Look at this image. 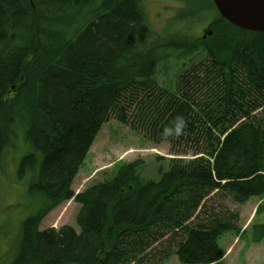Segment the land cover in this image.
Wrapping results in <instances>:
<instances>
[{
  "label": "trees",
  "instance_id": "obj_1",
  "mask_svg": "<svg viewBox=\"0 0 264 264\" xmlns=\"http://www.w3.org/2000/svg\"><path fill=\"white\" fill-rule=\"evenodd\" d=\"M139 2L0 0V170L9 150H25L19 172L33 162L24 175L37 173L28 193L39 205L20 226L11 264H144L174 230L185 235L178 264H222L219 238L245 229L238 212L211 210L207 200L264 201V33L217 19L204 40L173 36L151 51ZM174 52L203 57L172 92L154 77ZM111 115L176 158L155 180L139 177L137 160L74 195L71 184ZM181 115L183 134L164 140L161 130ZM70 200L79 206L78 233L39 231ZM249 227L254 244L264 240V223Z\"/></svg>",
  "mask_w": 264,
  "mask_h": 264
},
{
  "label": "rangeland",
  "instance_id": "obj_2",
  "mask_svg": "<svg viewBox=\"0 0 264 264\" xmlns=\"http://www.w3.org/2000/svg\"><path fill=\"white\" fill-rule=\"evenodd\" d=\"M139 5L143 13L142 18L147 28L152 31L151 39L148 40V43H151V51L156 47L163 49L164 42L175 43L173 36L200 39L218 19L216 12L201 0L191 4L180 2V0H140ZM184 7L187 12L181 16L178 12ZM174 17H178L179 21H176ZM205 27H207L206 30H204ZM237 34L230 32L227 36ZM250 38L253 36L251 35ZM166 49L171 50L168 47ZM169 56L158 63L154 80L159 86L174 92L180 73L188 68L189 63L196 64L203 56L198 54L196 57L192 55L182 58L177 52ZM24 156L25 150H9L3 162V169L0 170V264H11L20 236L21 223L33 215L39 206L32 197V193H28L31 182L37 179V173L27 172L24 175L26 171L31 170L33 162L26 163L19 172ZM157 158L162 160L158 162ZM171 158L176 157L169 154L168 144L163 143L157 146L150 144L129 126L117 122L116 115H111L86 152L84 162L70 189L74 195L82 193L96 183L109 180L117 167L137 160L143 163L138 170L139 177L144 181L155 180L160 165L166 168L167 160ZM259 204L263 210L251 224L264 223V201L251 198L244 205L238 206L229 196H211L207 200V207L211 210H220L224 207L232 212H238V229L251 226L250 221ZM78 210L79 206L72 200L62 203L40 222L39 231L58 230L67 226L78 233L79 229L75 223ZM236 233L225 232L217 242L225 256L222 264H263L264 240L254 244L251 227L244 234ZM184 238L185 235L181 231L174 230L157 245L151 247L144 264H178L174 252L176 245ZM228 250L229 253H227ZM231 250L232 254H230Z\"/></svg>",
  "mask_w": 264,
  "mask_h": 264
},
{
  "label": "water",
  "instance_id": "obj_3",
  "mask_svg": "<svg viewBox=\"0 0 264 264\" xmlns=\"http://www.w3.org/2000/svg\"><path fill=\"white\" fill-rule=\"evenodd\" d=\"M222 18L243 30L264 33V0H212Z\"/></svg>",
  "mask_w": 264,
  "mask_h": 264
},
{
  "label": "clouds",
  "instance_id": "obj_4",
  "mask_svg": "<svg viewBox=\"0 0 264 264\" xmlns=\"http://www.w3.org/2000/svg\"><path fill=\"white\" fill-rule=\"evenodd\" d=\"M185 128V118L182 115L177 116L170 122V124L164 126L160 135L164 140H168L169 138L173 137H179L183 134Z\"/></svg>",
  "mask_w": 264,
  "mask_h": 264
},
{
  "label": "flooded vegetation",
  "instance_id": "obj_5",
  "mask_svg": "<svg viewBox=\"0 0 264 264\" xmlns=\"http://www.w3.org/2000/svg\"><path fill=\"white\" fill-rule=\"evenodd\" d=\"M182 1H184L187 4H191L196 0H180V2H182ZM201 1L204 2L205 4L209 5L212 8V6L209 3L210 2L209 0H201ZM186 12H187V9H186V7H184L183 9L179 10L178 14L181 16H184L186 14ZM206 28L207 27H205L204 30H206Z\"/></svg>",
  "mask_w": 264,
  "mask_h": 264
},
{
  "label": "crops",
  "instance_id": "obj_6",
  "mask_svg": "<svg viewBox=\"0 0 264 264\" xmlns=\"http://www.w3.org/2000/svg\"><path fill=\"white\" fill-rule=\"evenodd\" d=\"M253 213V212H252ZM234 243H235V240H234ZM227 253H229V250L227 251ZM233 253V251L231 250L230 251V254H232ZM226 255V254H225ZM224 258H225V256H224Z\"/></svg>",
  "mask_w": 264,
  "mask_h": 264
}]
</instances>
